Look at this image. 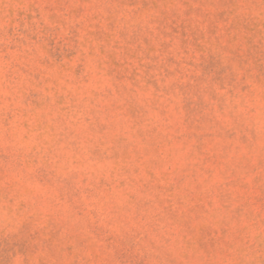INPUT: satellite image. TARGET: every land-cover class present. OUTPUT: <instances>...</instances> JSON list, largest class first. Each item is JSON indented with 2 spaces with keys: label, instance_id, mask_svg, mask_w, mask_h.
<instances>
[{
  "label": "rangeland",
  "instance_id": "374dc122",
  "mask_svg": "<svg viewBox=\"0 0 264 264\" xmlns=\"http://www.w3.org/2000/svg\"><path fill=\"white\" fill-rule=\"evenodd\" d=\"M0 264H264V0H0Z\"/></svg>",
  "mask_w": 264,
  "mask_h": 264
}]
</instances>
